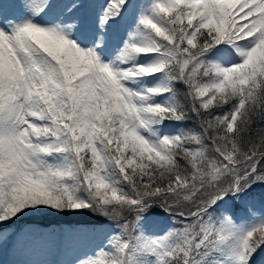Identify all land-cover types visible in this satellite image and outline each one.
Segmentation results:
<instances>
[{
  "label": "snow or ice",
  "instance_id": "6c2138e0",
  "mask_svg": "<svg viewBox=\"0 0 264 264\" xmlns=\"http://www.w3.org/2000/svg\"><path fill=\"white\" fill-rule=\"evenodd\" d=\"M32 217L75 224L26 264H264V0H0V244Z\"/></svg>",
  "mask_w": 264,
  "mask_h": 264
},
{
  "label": "rangeland",
  "instance_id": "374dc122",
  "mask_svg": "<svg viewBox=\"0 0 264 264\" xmlns=\"http://www.w3.org/2000/svg\"><path fill=\"white\" fill-rule=\"evenodd\" d=\"M25 224H21V221L18 220L15 223L7 225V229L10 233L8 239L3 244H0V264H26L28 261H56L58 260V256H51L52 254H45L44 251L40 250H31L24 249L21 250L16 244L17 234L21 232V230H27L29 228L37 229L39 231L49 232L51 230L42 229L34 224L28 222ZM65 226V225H64ZM70 227V225L68 226ZM59 229L57 227H54ZM2 230V229H0ZM55 251V250H54Z\"/></svg>",
  "mask_w": 264,
  "mask_h": 264
},
{
  "label": "trees",
  "instance_id": "16d2710c",
  "mask_svg": "<svg viewBox=\"0 0 264 264\" xmlns=\"http://www.w3.org/2000/svg\"><path fill=\"white\" fill-rule=\"evenodd\" d=\"M25 219L34 223V224L39 225L42 229L44 227L47 228L48 226L53 225V224H55V225L59 224L55 218H39V217L23 218L21 221V224L23 223V220H25ZM81 219H84V218H81ZM62 222H65L66 226L67 225L73 226L75 224V220H69L68 218H65V220H63Z\"/></svg>",
  "mask_w": 264,
  "mask_h": 264
}]
</instances>
